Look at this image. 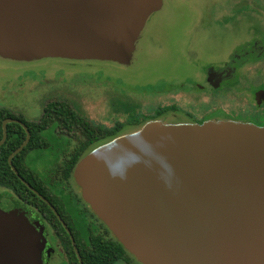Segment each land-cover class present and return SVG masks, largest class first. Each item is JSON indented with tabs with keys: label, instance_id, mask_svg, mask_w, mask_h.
I'll return each instance as SVG.
<instances>
[{
	"label": "water",
	"instance_id": "water-1",
	"mask_svg": "<svg viewBox=\"0 0 264 264\" xmlns=\"http://www.w3.org/2000/svg\"><path fill=\"white\" fill-rule=\"evenodd\" d=\"M162 6L163 0H0V55L126 62ZM75 176L142 264H264V126L150 120L88 153ZM42 245L19 205L0 206V264H42Z\"/></svg>",
	"mask_w": 264,
	"mask_h": 264
},
{
	"label": "flooded vegetation",
	"instance_id": "flooded-vegetation-1",
	"mask_svg": "<svg viewBox=\"0 0 264 264\" xmlns=\"http://www.w3.org/2000/svg\"><path fill=\"white\" fill-rule=\"evenodd\" d=\"M241 10L232 9V18L212 19L213 26L217 32L245 28L246 36L235 40L224 58L204 61L191 74L167 80L161 89L149 92L159 91L164 102L148 112L139 111V99L125 106L113 103L110 109L102 104L100 112L88 114L75 105L76 98L42 97L36 107L25 110L0 98V141L4 140L0 146H15L7 159L14 174L9 177L6 161L0 163V206L19 205L24 210L43 244L42 264L63 260L71 264V246L79 258L77 249L85 248L91 235L114 246L113 235L84 197L75 176L79 162L97 147L154 119L165 123L234 120L264 126V18L245 24L239 18ZM65 76L75 79L71 92L83 90L88 83L100 85V81L83 79L80 72ZM3 91L5 82L0 86ZM123 254L124 262L134 263L129 254Z\"/></svg>",
	"mask_w": 264,
	"mask_h": 264
},
{
	"label": "rangeland",
	"instance_id": "rangeland-1",
	"mask_svg": "<svg viewBox=\"0 0 264 264\" xmlns=\"http://www.w3.org/2000/svg\"><path fill=\"white\" fill-rule=\"evenodd\" d=\"M237 8H242L239 18L245 24L264 18V0H165L147 20L126 62L63 57L23 60L0 55V86L2 82L6 86L0 98L20 110L36 107L42 97L76 98L75 105L88 114L100 112L102 104L110 109L113 103L125 106L139 99V111L148 112L164 102L162 93L149 92L161 89L167 80L191 74L204 61L224 58L234 41L246 36L245 28L217 32L213 26L212 19L232 18V9ZM79 72L88 82L100 81L99 87L88 83L83 90L71 92L75 79L65 75Z\"/></svg>",
	"mask_w": 264,
	"mask_h": 264
},
{
	"label": "trees",
	"instance_id": "trees-1",
	"mask_svg": "<svg viewBox=\"0 0 264 264\" xmlns=\"http://www.w3.org/2000/svg\"><path fill=\"white\" fill-rule=\"evenodd\" d=\"M66 113V112H65ZM157 115L153 116L156 117ZM11 140L7 141V144L10 143ZM7 146V145H6ZM6 146H0V163L5 160L7 166L8 176L14 174L11 170L10 164L8 163V156L10 152L15 148H9ZM2 176V168H0V182ZM107 225V224H105ZM109 232L113 235L114 238V246L110 244L107 240L101 239L96 235H91L88 237L87 246L85 248H80V253L83 258L84 264H128L124 262L123 253L129 254L134 263L131 264H142L134 254H132L126 247L119 241V239L115 236V234L110 230L108 226H106ZM70 261L71 264H81L76 251L71 246L69 250Z\"/></svg>",
	"mask_w": 264,
	"mask_h": 264
}]
</instances>
